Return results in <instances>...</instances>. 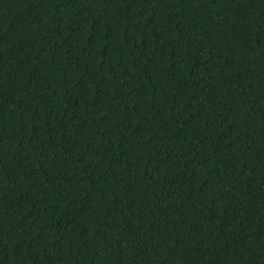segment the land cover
<instances>
[{
	"label": "trees",
	"instance_id": "obj_1",
	"mask_svg": "<svg viewBox=\"0 0 264 264\" xmlns=\"http://www.w3.org/2000/svg\"><path fill=\"white\" fill-rule=\"evenodd\" d=\"M0 264H264V0H0Z\"/></svg>",
	"mask_w": 264,
	"mask_h": 264
}]
</instances>
